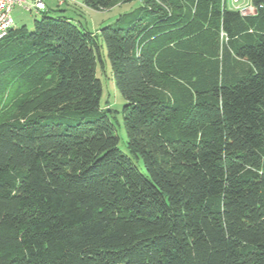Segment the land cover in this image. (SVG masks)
Listing matches in <instances>:
<instances>
[{
  "label": "trees",
  "instance_id": "1",
  "mask_svg": "<svg viewBox=\"0 0 264 264\" xmlns=\"http://www.w3.org/2000/svg\"><path fill=\"white\" fill-rule=\"evenodd\" d=\"M80 1L0 41V264H264V0Z\"/></svg>",
  "mask_w": 264,
  "mask_h": 264
},
{
  "label": "rangeland",
  "instance_id": "2",
  "mask_svg": "<svg viewBox=\"0 0 264 264\" xmlns=\"http://www.w3.org/2000/svg\"><path fill=\"white\" fill-rule=\"evenodd\" d=\"M227 3L232 9H237V6H240V8L245 6L249 7L250 0H243V2L238 5H234L231 0H227ZM46 4L48 12H36L35 10L28 12L21 7H16L12 14L15 23L14 29L26 27L31 33L34 31V22L40 20L46 14L48 17L52 18L70 19L81 29V31H89L96 34L100 29L114 24L120 15L133 11L139 5L138 2H133L116 6L110 10L93 11L85 7L80 0H73L72 3H69L71 4V8L69 9L67 7H64V9L63 7H58L54 1H47ZM72 5L74 7H72ZM51 8L53 10L50 11ZM247 10L250 11V8ZM97 77L100 79L103 87L101 105L106 109L109 118L114 124L120 140L119 149L125 155L129 156L137 168L145 174L142 160H136L133 158L127 149V134L123 115L126 101L122 98L116 87L105 46H103V49L101 50V62H98Z\"/></svg>",
  "mask_w": 264,
  "mask_h": 264
},
{
  "label": "built area",
  "instance_id": "3",
  "mask_svg": "<svg viewBox=\"0 0 264 264\" xmlns=\"http://www.w3.org/2000/svg\"><path fill=\"white\" fill-rule=\"evenodd\" d=\"M54 1L58 7H64L66 4L71 3L73 0H0V41L8 36L11 30L14 29L15 23L13 19V11L16 7H21L25 11L32 12H48L46 2ZM234 5H238L243 0H231ZM250 8V11L247 10ZM243 15L253 14L254 9L251 5L249 7L237 6V9Z\"/></svg>",
  "mask_w": 264,
  "mask_h": 264
},
{
  "label": "crops",
  "instance_id": "4",
  "mask_svg": "<svg viewBox=\"0 0 264 264\" xmlns=\"http://www.w3.org/2000/svg\"><path fill=\"white\" fill-rule=\"evenodd\" d=\"M69 6H70V7H69ZM65 7H67V8L69 9V8H71V4L66 5ZM72 7H74V6L72 5ZM230 8H231V7H230ZM63 9H64V8H63ZM51 10H53V9L51 8L50 11H51ZM50 11H49V12H50Z\"/></svg>",
  "mask_w": 264,
  "mask_h": 264
}]
</instances>
